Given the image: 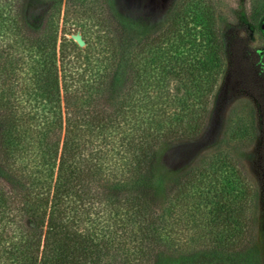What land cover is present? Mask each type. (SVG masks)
<instances>
[{
  "label": "trees",
  "instance_id": "trees-1",
  "mask_svg": "<svg viewBox=\"0 0 264 264\" xmlns=\"http://www.w3.org/2000/svg\"><path fill=\"white\" fill-rule=\"evenodd\" d=\"M104 2L67 0L62 14V0H0V264H179L196 255L180 239L174 207L153 195L152 176L162 146L201 132L226 43L209 16L211 66L200 70L213 78L202 113L165 127L160 118L170 114L152 112L148 99L150 89L160 99L172 81L182 83L161 60L174 22L146 37L115 22ZM37 9H45L40 24ZM62 15L99 25V65L90 54L78 63L88 54L84 35V50L65 36L58 44ZM263 19L264 0H252L247 21ZM194 185L190 170L174 185L175 206ZM230 211L200 251L216 264L239 254Z\"/></svg>",
  "mask_w": 264,
  "mask_h": 264
},
{
  "label": "rangeland",
  "instance_id": "rangeland-1",
  "mask_svg": "<svg viewBox=\"0 0 264 264\" xmlns=\"http://www.w3.org/2000/svg\"><path fill=\"white\" fill-rule=\"evenodd\" d=\"M66 1L62 0V14ZM104 5L115 22H128L146 37H154L174 22L176 33L165 41L161 60L165 71L181 72L182 83L172 81L161 90L160 99L155 98L157 89H150L148 99L152 112L161 106L170 114L160 118L165 127L172 119L186 126L189 114L196 118L202 113V95L213 78L211 73L207 78L208 71L203 69L211 66L208 20L214 16L227 51L209 96L205 124L196 137L182 138L158 150L152 191L162 204L174 207L172 214L180 219L177 232L187 243L183 242L185 249L189 245L195 248V257L185 253L179 264H216L217 259L200 251L217 229L213 223L225 218L230 209L234 224L229 234L241 243L235 240L239 254L224 262L264 264V19L259 25L247 21L252 0H105ZM44 11H32L33 21L40 24ZM77 33L88 41V54L82 53L78 63L90 54L99 65V49L104 46L99 25L88 17L69 16L63 22L62 15L58 44L61 36L76 44L71 36ZM237 48L249 56H238ZM74 67L71 63L68 71ZM191 72L193 77L188 75ZM190 170H194L195 185L182 205L175 206L174 185Z\"/></svg>",
  "mask_w": 264,
  "mask_h": 264
},
{
  "label": "water",
  "instance_id": "water-1",
  "mask_svg": "<svg viewBox=\"0 0 264 264\" xmlns=\"http://www.w3.org/2000/svg\"><path fill=\"white\" fill-rule=\"evenodd\" d=\"M79 47H85L86 43L81 34L77 33L71 36Z\"/></svg>",
  "mask_w": 264,
  "mask_h": 264
}]
</instances>
